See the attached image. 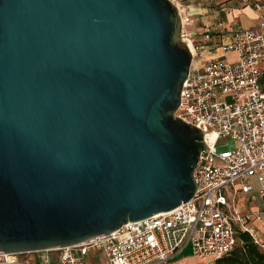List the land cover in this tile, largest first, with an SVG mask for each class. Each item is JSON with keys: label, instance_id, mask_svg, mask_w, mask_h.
Returning <instances> with one entry per match:
<instances>
[{"label": "water", "instance_id": "obj_1", "mask_svg": "<svg viewBox=\"0 0 264 264\" xmlns=\"http://www.w3.org/2000/svg\"><path fill=\"white\" fill-rule=\"evenodd\" d=\"M171 0H0V250L169 211L206 145L175 116L192 61Z\"/></svg>", "mask_w": 264, "mask_h": 264}, {"label": "built area", "instance_id": "obj_2", "mask_svg": "<svg viewBox=\"0 0 264 264\" xmlns=\"http://www.w3.org/2000/svg\"><path fill=\"white\" fill-rule=\"evenodd\" d=\"M171 1L179 8L177 0ZM251 6L258 12L254 26L206 28L205 37L216 36L218 42H212L214 51L205 57L185 29L189 18L181 14L182 40L192 43L195 52L189 49L191 66L175 116L200 129L206 145L194 169L193 196L169 211L128 221L75 244L27 252L0 250V264H172L187 247L194 257L214 262L232 249L236 228L248 231L264 247L249 226L254 220L264 222V2L254 0ZM221 13L232 16L233 11L220 6L217 17ZM228 53L234 57L227 58ZM226 140L234 146L217 150ZM250 178L259 184L260 205L245 214L225 210L220 190L236 192L239 184V191L246 193L253 189Z\"/></svg>", "mask_w": 264, "mask_h": 264}, {"label": "crops", "instance_id": "obj_3", "mask_svg": "<svg viewBox=\"0 0 264 264\" xmlns=\"http://www.w3.org/2000/svg\"><path fill=\"white\" fill-rule=\"evenodd\" d=\"M186 1V11L190 13V11H197L198 13H206L209 12V16H211L214 19L219 20V16L217 17V9L216 11L213 8L208 9L207 5L202 7L201 4L197 3L198 5H194L189 3V1L192 0H185ZM194 1V0H193ZM196 1V0H195ZM231 0H209L208 3H214L218 4V7L221 6L219 4L224 2H230ZM238 1V6L231 5L230 8L233 11L232 16H224L225 14H222L224 17V20L221 22V26L219 25L220 21L218 22L219 30L223 31V27L227 30L234 27L238 24L237 19L239 18V15H242L246 21L248 22L245 27H251L257 24L258 22V12L255 11L251 3L249 4H241L240 0ZM241 26V25H238ZM244 27V26H243ZM249 183L252 184L253 189L243 193L239 191L240 185L237 184L235 188L237 189L236 192L233 191L231 188H223L220 190V195L222 196L224 203L222 204V207L229 211L232 208L236 209L240 214H245L250 212L252 209L260 205V199L258 196V188L259 184L255 178H250ZM249 226L253 227L256 230L257 235L259 236V239L264 243V222L254 220L249 223ZM189 248V247H187ZM184 250V249H183ZM179 256V255H178ZM174 260L172 264H179L180 260L182 258H178ZM214 263V262H212Z\"/></svg>", "mask_w": 264, "mask_h": 264}, {"label": "rangeland", "instance_id": "obj_4", "mask_svg": "<svg viewBox=\"0 0 264 264\" xmlns=\"http://www.w3.org/2000/svg\"><path fill=\"white\" fill-rule=\"evenodd\" d=\"M177 1H178L182 16L189 18V24L185 26V29L188 33H190V35L193 39L194 45L199 47V49H197V51L201 52V57H205V56L210 55L214 51V46L212 48H210L209 46L211 44H213L212 42H215V41L218 42V38L216 36H214V37H212L211 40H208L205 37L206 28L209 26H212V25L218 26V22L224 20V17L222 16V14H224V13L220 14L219 20L214 19L211 16H209V12L198 13L197 11H190V13H189L185 9L186 1L185 0H177ZM260 1L264 2V0H260ZM208 2H209V0H196V1L192 0V1H189V3H191V4L198 5L197 3H199V4H201L202 7L207 5L209 10H210V8H213L215 11H216V9L218 11V9L220 7V6L218 7V4L208 3ZM240 2L242 5L243 4H249V3H251V5H252V2H254V0H240ZM236 4L238 6L237 0H231L230 2H224L221 6H225V8L227 10H230L231 9L230 6L236 5ZM238 17H239L237 19L238 24L235 26L237 27L238 25H241L240 27H243V26L245 27L248 23L246 21V19L242 15H239ZM217 54H219V52H217ZM233 57H234L233 53L227 54V58L231 59ZM223 143L224 144H218L217 145V147H216L217 150H222L225 148L226 149L232 148L234 146V142L232 140H226ZM178 258H182L180 260L179 264H201V263L214 264L207 259H200L198 257H194L191 254V251L189 248H185L184 250H182L181 253L179 254Z\"/></svg>", "mask_w": 264, "mask_h": 264}, {"label": "trees", "instance_id": "obj_5", "mask_svg": "<svg viewBox=\"0 0 264 264\" xmlns=\"http://www.w3.org/2000/svg\"><path fill=\"white\" fill-rule=\"evenodd\" d=\"M261 83L264 88V75L261 77ZM234 237L232 249L216 259L214 264H264V247L257 243L248 231L236 228Z\"/></svg>", "mask_w": 264, "mask_h": 264}, {"label": "bare ground", "instance_id": "obj_6", "mask_svg": "<svg viewBox=\"0 0 264 264\" xmlns=\"http://www.w3.org/2000/svg\"><path fill=\"white\" fill-rule=\"evenodd\" d=\"M187 45L189 49L191 50V52L194 53L195 52L194 46L190 42H188Z\"/></svg>", "mask_w": 264, "mask_h": 264}]
</instances>
